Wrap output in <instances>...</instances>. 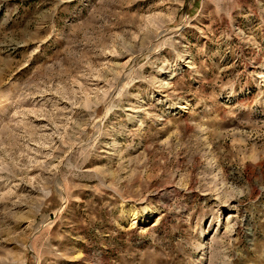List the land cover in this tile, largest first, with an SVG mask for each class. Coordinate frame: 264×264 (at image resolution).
<instances>
[{"label": "rangeland", "instance_id": "obj_1", "mask_svg": "<svg viewBox=\"0 0 264 264\" xmlns=\"http://www.w3.org/2000/svg\"><path fill=\"white\" fill-rule=\"evenodd\" d=\"M0 264H264V0H0Z\"/></svg>", "mask_w": 264, "mask_h": 264}]
</instances>
